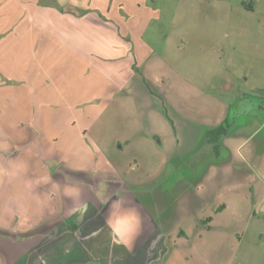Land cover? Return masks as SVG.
Returning a JSON list of instances; mask_svg holds the SVG:
<instances>
[{"label":"rangeland","instance_id":"rangeland-1","mask_svg":"<svg viewBox=\"0 0 264 264\" xmlns=\"http://www.w3.org/2000/svg\"><path fill=\"white\" fill-rule=\"evenodd\" d=\"M242 1L0 0V228L61 212L62 231L78 213L87 241L135 206L142 219L123 211L119 231L151 242L133 239L132 262L264 264V222L197 224L239 184L235 142L222 136L208 164L203 141L227 103L228 133L245 121L232 94L264 51V1L256 13Z\"/></svg>","mask_w":264,"mask_h":264},{"label":"crops","instance_id":"crops-1","mask_svg":"<svg viewBox=\"0 0 264 264\" xmlns=\"http://www.w3.org/2000/svg\"><path fill=\"white\" fill-rule=\"evenodd\" d=\"M240 8L247 13H256L258 0H243ZM257 57V65L252 68L247 66V71L243 73L244 83L251 80V85L246 89H237L232 94V101L238 100H235L237 104L235 103L234 119L242 117V120L245 119V121L234 128L233 132L224 135L222 140V143L226 138L230 142H235L236 152L232 153L228 149L226 150L229 155L228 159H232L234 154L237 158L232 159V163L239 167L240 178L239 184L236 186L244 189L243 194H238V188H234L231 190L233 193L228 200L222 199L218 204L213 205V216H204L200 221H197V224L209 227L208 224L213 222L217 216L228 212L233 215V219L230 221L255 220L257 224L264 222V116L261 119L258 114V111H261V106H264V51ZM230 103H227L223 121L229 116ZM216 126L211 127L214 129ZM261 134L263 136H260ZM198 142V140L195 141L191 150L195 153L194 161L191 163L192 167L198 165L197 163L202 158L204 147L196 148ZM205 147H209V145ZM211 163L212 161L208 162V164ZM221 163L224 162H219L220 165ZM206 166L207 164L199 175H196L197 170L193 171L196 178L194 180L199 182L202 179ZM74 173L67 171L69 176ZM194 189L196 192L199 190L197 186H194ZM80 199L81 203H76L75 210L72 211L77 212L83 206L84 195ZM69 204L64 199L60 204V210L67 212ZM204 206H208V204ZM112 210L106 217L105 226L98 233L95 231L93 233L95 235L92 234L90 240L87 241L86 235L79 231V226L72 225L73 221L80 220L77 219L78 213L75 218L69 216L64 219L67 224L62 231H53V223L61 215V212L54 217L42 219L40 223L29 228H17L16 232L0 228V264H143V261L137 263L131 261L133 248H135L132 246L134 245L133 239L137 242L138 238H142L141 241L145 240L144 244L147 245L151 242L150 235H144L142 231L140 235H136L130 226H124V235H122L119 231L120 227L117 225L118 221L121 223H123L122 220L126 221L125 216L120 217L121 213L124 214L123 211H138L142 219L140 210L135 206L121 208L119 214H117V209L113 212ZM140 216L138 217L140 218ZM16 221L20 222L21 219ZM37 233L39 240L36 239ZM144 249L142 253L148 251L146 248Z\"/></svg>","mask_w":264,"mask_h":264},{"label":"trees","instance_id":"trees-1","mask_svg":"<svg viewBox=\"0 0 264 264\" xmlns=\"http://www.w3.org/2000/svg\"><path fill=\"white\" fill-rule=\"evenodd\" d=\"M258 112H259L258 114L260 116H262L263 111H258ZM229 117H230V114H229L228 118ZM228 118L226 120H224L222 125L214 128V129H211L209 131H206L205 141H203L205 143L204 147L208 146V145L211 146L210 147L211 148V155L209 156L210 160L208 162L212 161L211 159H212V156H213V152L216 154L215 149H217L219 147L217 145V143L219 144L221 137L226 135V134H228V131H229L230 127H231V125H228ZM202 159L203 158H201V160ZM204 160H206V161H204L206 163L207 159H204Z\"/></svg>","mask_w":264,"mask_h":264},{"label":"water","instance_id":"water-1","mask_svg":"<svg viewBox=\"0 0 264 264\" xmlns=\"http://www.w3.org/2000/svg\"><path fill=\"white\" fill-rule=\"evenodd\" d=\"M260 109H261V111H263V114H262V116H260V115H259V116H260V118L262 119V117L264 116V106H261V108H260Z\"/></svg>","mask_w":264,"mask_h":264}]
</instances>
